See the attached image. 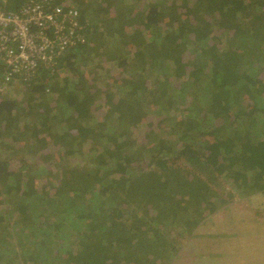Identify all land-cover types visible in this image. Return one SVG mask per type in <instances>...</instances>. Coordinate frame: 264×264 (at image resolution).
I'll return each instance as SVG.
<instances>
[{
  "label": "trees",
  "instance_id": "1",
  "mask_svg": "<svg viewBox=\"0 0 264 264\" xmlns=\"http://www.w3.org/2000/svg\"><path fill=\"white\" fill-rule=\"evenodd\" d=\"M44 1L78 10L85 40L0 90V264L247 249L250 229L213 219L264 198V0Z\"/></svg>",
  "mask_w": 264,
  "mask_h": 264
},
{
  "label": "built area",
  "instance_id": "2",
  "mask_svg": "<svg viewBox=\"0 0 264 264\" xmlns=\"http://www.w3.org/2000/svg\"><path fill=\"white\" fill-rule=\"evenodd\" d=\"M78 10H49L32 0L18 11L0 10V65L5 81L27 80L41 65L85 40Z\"/></svg>",
  "mask_w": 264,
  "mask_h": 264
},
{
  "label": "rangeland",
  "instance_id": "3",
  "mask_svg": "<svg viewBox=\"0 0 264 264\" xmlns=\"http://www.w3.org/2000/svg\"><path fill=\"white\" fill-rule=\"evenodd\" d=\"M1 69L2 68L0 65V72H2ZM0 88L1 91L4 88L11 89L12 91L9 90L7 93L9 95L13 94L14 91L20 90L16 88V84L11 85L9 82L7 84L3 83ZM237 198L234 203L228 204L230 206L229 209L227 207L224 208V210H222V212L219 214L218 219H213V221H217V224H221L223 227H231L229 223L236 221L238 222V225L243 227L241 230L244 231L246 229H250L253 232V235L250 239V242L252 243L249 244V247L246 249L244 245H242L235 258H228L227 256H224L219 258L218 263L206 262L204 260H198L196 256L197 250L204 244L200 243L198 240H195L194 242L186 245L183 253L181 252L182 256L177 261V264H264V240H262V238H264V198L261 195H256L253 196L252 201L249 202H247L245 199L237 200ZM256 207H261L259 210L263 216V221L259 224H257L258 222L255 216L254 209H256ZM213 221H208L201 230V233L211 232L214 228ZM241 243H244V240ZM214 247L219 248L220 251H222V248H225L222 243H217L214 245Z\"/></svg>",
  "mask_w": 264,
  "mask_h": 264
},
{
  "label": "bare ground",
  "instance_id": "4",
  "mask_svg": "<svg viewBox=\"0 0 264 264\" xmlns=\"http://www.w3.org/2000/svg\"><path fill=\"white\" fill-rule=\"evenodd\" d=\"M240 110V109H239ZM241 130V129H240ZM245 135V134H244ZM241 202V201H240ZM204 238V237H203Z\"/></svg>",
  "mask_w": 264,
  "mask_h": 264
}]
</instances>
